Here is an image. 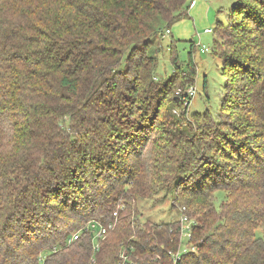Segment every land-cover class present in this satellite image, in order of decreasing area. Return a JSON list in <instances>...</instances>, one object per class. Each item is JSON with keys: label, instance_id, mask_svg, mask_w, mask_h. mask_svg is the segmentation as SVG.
<instances>
[{"label": "trees", "instance_id": "obj_1", "mask_svg": "<svg viewBox=\"0 0 264 264\" xmlns=\"http://www.w3.org/2000/svg\"><path fill=\"white\" fill-rule=\"evenodd\" d=\"M187 1L0 0V264H264V0H236L212 31L210 52L248 80L237 94L243 117L212 128L196 114L209 125L164 132L151 183L137 164L143 143L130 136L142 124L122 116L146 120L151 101L157 110L168 101L174 72L162 83L152 76ZM194 51L192 42L185 71ZM170 56L185 72L173 44ZM158 189L185 204L195 252L173 258L182 222L140 220L137 199ZM237 190L257 201L235 206L230 229L221 208ZM90 220L114 223L98 248L87 231L69 242ZM241 225L238 240L231 230Z\"/></svg>", "mask_w": 264, "mask_h": 264}, {"label": "rangeland", "instance_id": "obj_2", "mask_svg": "<svg viewBox=\"0 0 264 264\" xmlns=\"http://www.w3.org/2000/svg\"><path fill=\"white\" fill-rule=\"evenodd\" d=\"M188 2L189 0L185 5L186 9ZM203 2L204 5L202 7H194L187 12V15L171 25L170 28L172 35L169 34V36L161 38V47L156 55L157 60L152 80L157 83H162L165 79L171 78V74L174 72L175 76L172 78L176 79L174 82L175 86L168 97H166L168 101L164 102L158 110L157 105L159 104L160 99L156 100V102L151 101L153 110H145V116L151 115V117L146 120H138L139 118L137 115L135 118L138 119H133L130 112L122 110V116L124 115L127 116V118H131L132 123L130 125L136 126L133 124L134 121H137L134 122L136 124L138 121L142 124L141 130H134L130 136L139 143H143L141 156L139 161H137V164L139 163L141 166L142 173L140 174H145L143 181L145 180L146 182L151 181L152 183L157 181V178L152 174L151 166L152 164L156 165L157 161L155 160H157L160 155L159 151L163 150L161 147L167 144L164 132H169L170 135L176 133L178 136L177 133L181 132L182 129H188L189 127L198 129L205 125H209V121H207L205 117H199L202 119L196 121V114L201 116L207 115L210 117L212 128H214L213 126L217 127L218 124H220L219 118L226 120V117H229L232 114L240 115L242 117L245 114L244 109L247 105L244 106L242 99L239 98L238 100L237 94H239V91L243 92L245 90L242 87L247 86L248 80L246 79L243 81L244 77L241 79H234V74L229 75L230 71L224 70L221 61H219V56L210 52L214 39L213 34L203 33L204 28L210 27L213 29L216 26V18L224 23L228 22L229 14L232 9L231 6L233 4L235 5L236 0H204ZM192 42L196 45V51L192 54L193 64H191L187 71H185L184 68H186L189 63V49ZM172 44L178 57V66L181 69H184L185 72H180L178 69L176 70L172 64L170 56ZM201 45H204L208 51L201 52L199 50ZM173 56L174 54H172V58ZM204 78H206L205 88H203ZM191 89L195 90L194 94L190 93ZM237 100L239 102L238 105L234 103L237 102ZM138 108H135L134 106L133 111L140 114ZM241 112L243 113L241 114ZM184 120H186L187 123ZM232 122L233 120L230 121V124H232ZM196 125L200 127H196ZM222 125L220 127H222ZM172 127L176 128V131ZM205 129L208 130V128L205 127L200 132H206ZM209 132L208 138H212L214 135L211 131ZM172 143L175 144V141L173 140ZM108 144L109 143L107 142L104 147L107 148V146H109ZM128 148H132V146L129 144ZM112 157H114V155H112ZM105 158L106 157H104V160ZM131 158H133V155L132 157H129V159L119 162L123 165H129L131 163ZM252 192H244L245 195L241 194L242 190L229 192L230 199L222 205L221 208V214L225 215L223 221L225 227L231 229L229 226L232 222L229 219V215L232 214L235 206L245 208L249 206V203L257 201V196ZM172 198V190L165 191L164 189H158L148 198L137 199L136 203L138 211L140 212V220L142 222L150 220L155 223L178 220L180 223L182 222V226H189L191 224V219H187L186 216L182 214L184 209L182 205L185 204H180L175 199L172 200ZM218 203H221V201L218 200ZM216 205H218L217 202ZM200 214L197 216H200ZM66 218L67 217L64 219ZM208 221V223H212L214 217H210L209 215ZM113 226L114 223L108 228V230L113 228ZM247 226L251 227L250 225ZM260 226L264 228V218H262ZM207 227L208 225H205L202 230H205ZM243 228L244 225H241L240 229L233 226L231 233L234 238L240 240L239 237L243 234ZM187 232L189 231L183 230L180 236L181 244L183 243L182 248L184 247L186 252H195L196 247L194 244L188 240L186 241V238L189 239L190 236V234L188 237L186 236ZM198 234L199 232L197 231L196 235ZM230 252L231 251H229V253Z\"/></svg>", "mask_w": 264, "mask_h": 264}, {"label": "built area", "instance_id": "obj_3", "mask_svg": "<svg viewBox=\"0 0 264 264\" xmlns=\"http://www.w3.org/2000/svg\"><path fill=\"white\" fill-rule=\"evenodd\" d=\"M196 0H191L190 4H193ZM205 32L207 33H212L213 29L212 28H205L204 29ZM164 33L166 35H168L170 33V30L166 29L164 31ZM199 50L201 52H206L208 51V49L205 46H201L199 48ZM191 94L195 93L194 89L190 90ZM113 215H116V212H113ZM111 226V224H105L104 222L100 221V220H90L87 222V224L80 230H78L77 232H75L74 234L71 235V237L69 238V242L78 239L80 232L82 231H87L89 232V234L91 235V241H92V247L93 249H97L98 248V244H99V240L104 238L105 234L108 231V228ZM183 230L185 231H189V226H182L181 228V233L183 232ZM189 235V232H187V237ZM180 251L178 250L176 253H174L173 258L175 259L176 257H178L180 255ZM182 251H186L184 249V247L182 248Z\"/></svg>", "mask_w": 264, "mask_h": 264}, {"label": "crops", "instance_id": "obj_4", "mask_svg": "<svg viewBox=\"0 0 264 264\" xmlns=\"http://www.w3.org/2000/svg\"><path fill=\"white\" fill-rule=\"evenodd\" d=\"M190 1L191 0H189V7L187 8V10H186V14H187V12L189 11V10H191V9H193L194 7H202L203 5H204V0H196L193 4H190ZM231 5H232V3H231ZM220 10V9H219ZM216 20L218 21V19L216 18ZM206 28H208V27H206ZM210 28V27H209ZM205 29V28H204ZM203 33H205V34H210V33H207V32H205L204 30H203ZM212 34V33H211ZM170 35H172V31H171V28H170ZM199 38V37H198ZM200 39V38H199ZM199 43H200V41H199Z\"/></svg>", "mask_w": 264, "mask_h": 264}]
</instances>
